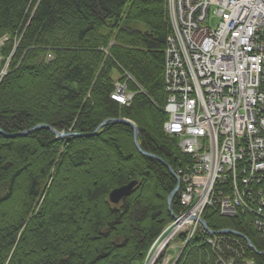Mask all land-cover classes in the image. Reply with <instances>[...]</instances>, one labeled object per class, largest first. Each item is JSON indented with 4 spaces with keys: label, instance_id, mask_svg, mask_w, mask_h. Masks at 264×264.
Wrapping results in <instances>:
<instances>
[{
    "label": "trees",
    "instance_id": "1",
    "mask_svg": "<svg viewBox=\"0 0 264 264\" xmlns=\"http://www.w3.org/2000/svg\"><path fill=\"white\" fill-rule=\"evenodd\" d=\"M169 33L165 0H0V39L8 38L0 49V131L14 136L48 125L70 134H0V264H143L171 221L167 198L177 182L162 163L137 152L130 126L109 123L88 135L123 118L138 129L142 151L172 171L190 163L163 131ZM113 72L133 79L129 107L110 99ZM132 181L127 197L109 203L113 189ZM201 217L211 231H236L264 253L248 216L206 208ZM205 237H192L175 264H213ZM225 239L236 243L229 245L240 255L236 264H264L244 241Z\"/></svg>",
    "mask_w": 264,
    "mask_h": 264
},
{
    "label": "built area",
    "instance_id": "2",
    "mask_svg": "<svg viewBox=\"0 0 264 264\" xmlns=\"http://www.w3.org/2000/svg\"><path fill=\"white\" fill-rule=\"evenodd\" d=\"M169 6L176 38L166 43L165 127L190 158L176 178L184 208L179 223L188 234L183 244L205 233L199 223L205 207L248 216L264 238V0H169ZM115 87L112 100L125 104V92ZM164 231L144 263L157 264L167 251L169 226ZM206 243L225 257L215 255L213 264H235L222 249L238 254L229 246L236 243L223 237Z\"/></svg>",
    "mask_w": 264,
    "mask_h": 264
},
{
    "label": "rangeland",
    "instance_id": "3",
    "mask_svg": "<svg viewBox=\"0 0 264 264\" xmlns=\"http://www.w3.org/2000/svg\"><path fill=\"white\" fill-rule=\"evenodd\" d=\"M166 1V11H167V15H168V20H169V25H170V33H169V35L167 36V38H166V42H165V49H164V62H163V90H164V93H165V103H164V107H163V111H164V113L166 114V116H167V120H168V115H167V112H166V108H167V94H166V92H165V85H164V63H165V52H166V43H167V39L169 38V37H172V38H176V36H175V33L173 32V24H172V20H171V9H170V6H169V0H165ZM7 41H8V38H2V39H0V49H2V48H7L8 47V45H6V43H7ZM13 46H12V50L10 51V53H8V56L5 58V61H6V63H5V65H4V67H3V70H2V72H1V76H3V75H5L6 73H7V67H8V65H9V62H10V60H11V57L13 56V52L15 51V49L17 48V46H18V41H16V39L15 40H13V44H12ZM104 54H105V56H107V50H104ZM52 59V55L50 54V53H46V55H45V61H49V60H51ZM2 61V57H0V62ZM112 80H113V84H114V91H113V93L115 92V90H116V87H115V85H119L122 89H123V91L125 92V96H126V103L125 104H119L118 102H116L115 100H113L114 102H116L117 104H119L120 106H122V107H129V105L131 104V101H132V99H133V97H134V93H132L131 91H129V89H128V87H127V83L128 82H133V79H132V77L130 76V75H128L127 73H125V72H123L122 74H120V73H118V72H113L112 73ZM112 93V94H113ZM111 94V95H112ZM111 95H110V99L112 100V98H111ZM118 119H123V118H118ZM108 120H111V119H108ZM113 120V119H112ZM167 120L165 121V123L163 124V131H164V133L169 137V138H174V139H176L177 140V144L179 143L178 142V138H176L175 136H170V135H168V133L166 132V127H165V124H166V122H167ZM105 121H107V120H105ZM104 122V121H103ZM107 124H109V123H107ZM106 124V125H107ZM101 125V123L96 127V129L99 127ZM106 125H104V126H106ZM122 125H124V124H122ZM104 126H102V127H100V129H102ZM95 129V130H96ZM99 129V130H100ZM30 130V129H29ZM99 130H97L94 134L92 133V134H90V135H88V136H93V135H95ZM28 131V130H27ZM25 132V131H24ZM139 136V135H138ZM138 138V137H137ZM137 143H138V141H137ZM139 145V144H138ZM139 148H140V146H139ZM141 149V148H140ZM179 149V148H178ZM137 150V149H136ZM180 151V150H179ZM138 152V151H137ZM144 152V151H143ZM146 153V152H145ZM147 154H149V153H147ZM141 155V154H140ZM149 155H151V154H149ZM143 156V155H142ZM151 156H153V157H155V158H153V159H156L158 162H160V163H165V162H163L160 158H158V157H156V156H154V155H151ZM146 157V156H145ZM149 158H151V157H149ZM166 164V163H165ZM164 165V164H163ZM167 165V164H166ZM165 166V165H164ZM166 167V166H165ZM169 167V166H168ZM182 167H184V166H182ZM181 167V168H182ZM167 168V167H166ZM170 168V167H169ZM168 169V168H167ZM171 169V168H170ZM179 169V168H178ZM177 169V170H178ZM169 170V169H168ZM177 170L176 171H172L173 172V174H171V175H173V177L175 178V180H176V182H177ZM170 172V171H169ZM171 173V172H170ZM181 183H177L176 184V186H178V191H177V193H176V195H178V197H179V193H180V191L181 190H179V186H180V189H181V185H180ZM136 185H137V182H136ZM135 185V186H136ZM134 186V187H135ZM175 186V187H176ZM133 187V188H134ZM175 189V188H174ZM175 195V196H176ZM178 201H179V211L177 212V214H173V212H172V215H173V218L171 217V221L163 228V230L161 231V232H165L164 231V229L167 227V226H169V232H170V241H169V245H168V247H167V251L164 253V254H160L158 257H159V261H158V263L157 264H163V261H164V259L167 261V264H173L175 261H177L178 260V258L179 257H177L178 255H180V249L181 248H185V246L187 245V243L189 242V241H187V243H185V244H183V242H185L186 241V238L188 237V234H187V228H185V227H181L180 226V214H182V213H184V208H183V206H181V204H180V197L178 198ZM171 207H172V205H171ZM204 209H206V207L205 208H203V210L202 211H204ZM172 210V209H171ZM203 213V212H202ZM170 214V213H169ZM202 215V214H201ZM171 216V215H170ZM222 216V215H221ZM238 216H246V215H237V216H234V217H228L227 216V218H236V217H238ZM222 217H225V216H222ZM201 219H202V217H201ZM203 220V219H202ZM180 222V223H179ZM202 227V226H201ZM203 229V228H202ZM229 230V229H228ZM255 230V229H254ZM171 231H175L176 233H177V235H179L181 232H186V233H182V235L180 234V236H178V237H175V238H172V236L174 237V236H177L176 234H171ZM203 231L205 232L204 234L203 233H200V232H195L193 235H192V237H194L195 235H200V236H203V235H205L206 237V239L205 240H207V239H215V238H222L223 237V239L225 240V237H227V236H230V235H221V234H218V232H220V231H217V232H214V231H212V232H214V233H216V234H210V233H208V232H206L205 231V229H203ZM211 231V230H210ZM222 231V230H221ZM256 231V230H255ZM162 233H160L159 235H158V239H159V237H160V235H161ZM187 234V235H186ZM231 236H233V237H235V238H237V239H240V238H238V237H236V236H234V235H231ZM156 238V239H157ZM177 238V239H176ZM156 239L153 241V243L151 244V246H150V248L154 245V243H155V241H156ZM164 239V236H162L159 240H158V243H160V241H162ZM180 239V240H179ZM240 240H242V241H244L243 239H240ZM218 242V239H216V243ZM245 242V241H244ZM207 244V243H206ZM245 244H246V242H245ZM253 246V245H252ZM160 247V246H159ZM159 247H157L156 249H158ZM210 248H212L213 249V247H211V246H209ZM149 248V249H150ZM164 248H166V246L164 247ZM184 248H183V250H184ZM214 249H217L216 250V252H214V254L215 255H217V254H219V255H221V256H223L224 257V255H222L219 251H218V247H216V248H214ZM153 250H154V248H153ZM165 250V249H164ZM182 250V251H183ZM149 251V250H148ZM252 251V250H251ZM252 252H254L255 254H257V253H260V252H257L256 251V249H255V251H252ZM148 253V252H147ZM182 254V253H181ZM225 254V256L226 257H229L231 254L232 255H234L233 253H229V252H226V253H224ZM177 258V259H176ZM235 258L237 259V258H240V255L238 256H235ZM224 259H225V257H224ZM145 261V260H144ZM176 263V262H175ZM174 263V264H175ZM143 264H148V262L146 263H144L143 262ZM235 264H236V261H235Z\"/></svg>",
    "mask_w": 264,
    "mask_h": 264
},
{
    "label": "water",
    "instance_id": "4",
    "mask_svg": "<svg viewBox=\"0 0 264 264\" xmlns=\"http://www.w3.org/2000/svg\"><path fill=\"white\" fill-rule=\"evenodd\" d=\"M107 123H111V124H124V125H127V126H130L133 130V144L135 146V148L137 149V151L143 155V156H146V157H151V158H155L145 152H143L140 148H139V145L137 143V137L139 135V132H138V129L136 128V126L129 120H126V119H111V120H107V121H104L101 123V125L94 131V133L100 129V127L106 125ZM39 129H47L48 131H50L55 137L56 139H61V138H64V137H67V136H70V134H64V133H59L57 131H55L54 129H52L50 126L48 125H36L35 127L31 128L30 130L28 131H25V132H21V133H18L14 136H7L5 134H3L1 131H0V134L4 135L5 137H16V136H25L29 133H32V132H35ZM93 133V134H94ZM77 137H80L81 135L79 134H75ZM168 169L169 171L171 172V174H173V172L171 171V169L168 167V165H166L165 163H163ZM136 185V181H132L130 183H128L127 185H124V186H121V187H118L116 189H113L110 193H109V196H108V201L109 203H111L112 205H117L123 198L127 197L129 195V193L132 191L133 187ZM178 191V186L175 187V189L171 192V194L168 196L167 198V207H168V211L171 215V217L173 218V215H172V210H171V205H172V199L173 197L176 195ZM200 224L202 226L203 229H205L206 232L210 233V234H216L212 231H210V229L207 227L206 223L204 222V220L200 219ZM218 234H221V235H234L240 239H243L245 242H246V245H247V248L249 250H252V251H255L254 247L252 246L251 242L243 235H241L240 233L236 232V231H233V230H228V229H225V230H222L220 232H218ZM257 254H263L264 253H257Z\"/></svg>",
    "mask_w": 264,
    "mask_h": 264
},
{
    "label": "bare ground",
    "instance_id": "5",
    "mask_svg": "<svg viewBox=\"0 0 264 264\" xmlns=\"http://www.w3.org/2000/svg\"><path fill=\"white\" fill-rule=\"evenodd\" d=\"M200 223V222H199Z\"/></svg>",
    "mask_w": 264,
    "mask_h": 264
}]
</instances>
